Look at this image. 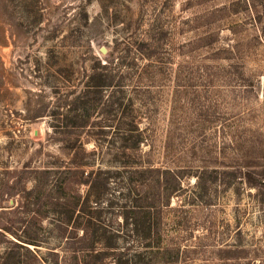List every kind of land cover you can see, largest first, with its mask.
Returning a JSON list of instances; mask_svg holds the SVG:
<instances>
[{"label": "rangeland", "instance_id": "1", "mask_svg": "<svg viewBox=\"0 0 264 264\" xmlns=\"http://www.w3.org/2000/svg\"><path fill=\"white\" fill-rule=\"evenodd\" d=\"M150 226L137 260L264 264V0H0V264H115Z\"/></svg>", "mask_w": 264, "mask_h": 264}, {"label": "trees", "instance_id": "2", "mask_svg": "<svg viewBox=\"0 0 264 264\" xmlns=\"http://www.w3.org/2000/svg\"><path fill=\"white\" fill-rule=\"evenodd\" d=\"M106 59L107 62L111 63L113 61H115L116 59V55L115 52H110L108 51L107 55L104 57ZM106 65L101 66L102 72L100 74L95 75L92 79V83L95 86V88L102 90L105 89L106 87L109 86L108 82V75H106L104 73V69L106 68ZM141 142V140H137L136 145H139ZM102 174V173H101ZM101 174L99 173L98 175H96L95 177H93V174L90 175V181L89 183L92 184V191H90L86 202L84 204V207L82 208V212H86L87 211V207H88V203L90 201V199L93 197V199H95L96 202H100L107 194H108V188L106 186L107 184V180H104L103 182L101 181L102 179L100 178ZM96 189V192L95 190ZM147 207V206H145ZM91 219V218H90ZM127 220L129 219V216H127L126 218ZM128 223V221H127ZM4 230H6L7 232L10 231L9 228H5ZM158 232L156 234H153V227L150 226L147 230V233L144 235V239L147 240L149 239V241L152 243L148 246V248H146L145 252H136L135 255L132 258H128L127 256H125L122 253L116 254L114 249L118 248L116 244H114L113 242L108 243L106 245L107 247V252H103L101 255H99L100 257H98L100 259V261L102 262L104 257L107 256H114V258H116L115 260V264H156L155 262H160V264H173L176 262V260H172V259H166V258H162L161 261H156V260H151V258L149 260H137L140 259L143 256H148V250L149 249H155L157 243H159V240L156 242L155 244V248L153 246V242L155 237L158 239ZM118 237H120V235L118 234ZM116 243V242H115ZM116 256V257H115Z\"/></svg>", "mask_w": 264, "mask_h": 264}, {"label": "water", "instance_id": "3", "mask_svg": "<svg viewBox=\"0 0 264 264\" xmlns=\"http://www.w3.org/2000/svg\"><path fill=\"white\" fill-rule=\"evenodd\" d=\"M100 51H101V54L105 57L107 55V53H108L109 50L106 47H102L100 49ZM39 134H40V129H38V130L35 131V135L36 136L39 135ZM12 204H14V201H13ZM5 205H8V207H9L10 206V203H5Z\"/></svg>", "mask_w": 264, "mask_h": 264}]
</instances>
